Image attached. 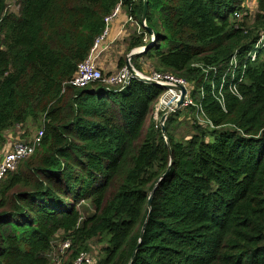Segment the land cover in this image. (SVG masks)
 <instances>
[{
    "label": "trees",
    "instance_id": "trees-1",
    "mask_svg": "<svg viewBox=\"0 0 264 264\" xmlns=\"http://www.w3.org/2000/svg\"><path fill=\"white\" fill-rule=\"evenodd\" d=\"M8 1L0 153L14 128L44 136L0 186V264H51L59 235L71 243L60 264L93 241L96 264H264V51L246 60L264 33V0L254 16L248 0H147L157 40L131 63L191 87L193 105L169 117L167 138L153 118L164 88L69 84L118 6L140 27L126 54L151 44L144 0H19L18 14ZM183 108L195 116L186 142L173 134Z\"/></svg>",
    "mask_w": 264,
    "mask_h": 264
},
{
    "label": "built area",
    "instance_id": "built-area-1",
    "mask_svg": "<svg viewBox=\"0 0 264 264\" xmlns=\"http://www.w3.org/2000/svg\"><path fill=\"white\" fill-rule=\"evenodd\" d=\"M122 10L120 6H118L113 13L108 16L105 20L106 28L103 35L97 39L95 45L88 56V58L79 64L77 71L69 83L71 86L82 89L87 88L90 85H93L97 82H101L106 85L108 88H125L131 80L139 79L145 81L146 79L154 80L159 82L164 86L174 87L177 85L184 86L187 89V95L185 97V101L182 107H189L193 105V101L190 97L191 87L189 83L183 79L179 78L171 73L167 72H157L150 71L149 74H144L137 70L133 64L131 63V59L129 56L133 52H140L143 48L136 49L132 51L127 58L126 65L122 67L117 73L105 75L101 68L98 65V61L100 56L109 49L110 45L113 42L109 41V36L111 32V25L116 20ZM239 17V15H238ZM130 22H133V19H128ZM139 27V26H138ZM140 30V27H139ZM153 40V37H151ZM115 41V40H114ZM147 41V38L146 40ZM264 51V33L261 35L259 41L255 45L253 51L248 55L246 60H250L251 62H255L261 53ZM128 64L132 65L137 76L134 75ZM238 68V62L234 60L231 63V67L229 69V74L234 78L235 72ZM246 68V66H245ZM224 84V83H223ZM232 92L237 94V90L232 88ZM181 92L167 88L166 91L159 97L158 101L154 106L153 118L155 121L156 129L162 130L163 126L166 127L167 120L170 116L175 114L179 109L178 101L180 100ZM164 117V122L161 123V119ZM44 136V132L40 131L37 135L33 137L32 140L29 141H15L13 143H7L2 152L0 153V186L5 179V177L12 172H15L19 165L30 158L36 148L41 144L42 138ZM70 241L64 242L61 247V252L64 255L66 250L70 247ZM73 264H96V260H94L93 256L88 252L81 253L74 261Z\"/></svg>",
    "mask_w": 264,
    "mask_h": 264
},
{
    "label": "rangeland",
    "instance_id": "rangeland-1",
    "mask_svg": "<svg viewBox=\"0 0 264 264\" xmlns=\"http://www.w3.org/2000/svg\"><path fill=\"white\" fill-rule=\"evenodd\" d=\"M247 10L249 11L250 15L254 16L257 12V1L256 0H248L246 3ZM8 11L18 14L19 13V0H9L8 1ZM242 18V15L239 16V19ZM125 19L122 22V25L125 26V29H127V37L130 38V36L134 32H139V27L136 24L131 25V23H128L130 25H126ZM130 31V32H129ZM134 31V32H133ZM127 44L128 42L125 39H121L120 41L111 44L109 49L105 51L99 59L105 64V69H101L105 75H110L117 73L121 68H119V61L121 59H125L127 61L128 55L126 54L127 50ZM151 68L149 65L145 67V70H143L142 73L149 74ZM194 114L189 113V110L187 108H183V111L181 113V116L176 121L175 125L173 126V134L177 138L178 141L186 142L191 138V136L196 133L195 129L193 128V122H194ZM202 124H204V121L202 120V117H198ZM36 128L34 126H30L29 128L25 127H17L16 129L10 131L7 134L8 137V143H13L15 141L21 140V141H29L31 138L35 136V130ZM26 135H29L28 137ZM12 136V137H11ZM23 136H26L23 138ZM85 208H88V206H84ZM84 207H82V210H85ZM90 212L92 210L89 208ZM62 235H59L55 238L54 241V249L52 253L50 254L51 264H60L63 259V254L61 252V245H62ZM92 249L91 252H89L94 260L97 261L98 253L101 248L100 245H98L95 241L91 242ZM64 260V259H63Z\"/></svg>",
    "mask_w": 264,
    "mask_h": 264
},
{
    "label": "water",
    "instance_id": "water-1",
    "mask_svg": "<svg viewBox=\"0 0 264 264\" xmlns=\"http://www.w3.org/2000/svg\"><path fill=\"white\" fill-rule=\"evenodd\" d=\"M147 11H148V2H147V0H144V10H143V14H142V17H141V24H142V26L144 28H147V32H148V34L151 37H153V40H152L151 44L148 45V46H145L142 51H140V52H137L136 51V52L131 53L130 56H129L130 58H132L135 55L145 53L150 48H152L155 45V43H156V40H157V34H156V32L152 28H148L147 27V23H146ZM128 66H129L131 72L134 75L137 76V74H136L133 66L130 65V64H128ZM145 82L150 83V84L155 85V86L162 87L165 90L167 88H172V89H175V90L181 92V97H180V100L178 101V104L177 105H178L179 108H181L183 106L184 101H185V97L187 95V89L184 86H180V85H177V86H174V87L164 86V85L160 84L159 82H156V81L150 80V79H146ZM163 122H164V117L161 119V123H163ZM162 134H163L164 138H167L168 137V133H167V130H166V127L165 126H163V128H162ZM168 171H167V173H168ZM167 173L164 176H166ZM152 198H153V193L150 194V197H149V200H148V208L149 209H151V206H152ZM142 234H143V231H142Z\"/></svg>",
    "mask_w": 264,
    "mask_h": 264
},
{
    "label": "crops",
    "instance_id": "crops-1",
    "mask_svg": "<svg viewBox=\"0 0 264 264\" xmlns=\"http://www.w3.org/2000/svg\"><path fill=\"white\" fill-rule=\"evenodd\" d=\"M124 19H125L124 24H126V25H130L128 23H131V25L136 24V23L130 22L128 20L129 18L127 17V15L124 13V11H122L120 16L116 20H114V22L111 25V32H110V36H109V41L113 42V44L120 41L121 39L122 40L125 39L126 41H128V38H126L127 37V29H125V26L122 25V22L124 21ZM98 65L101 69H105V64L101 61V59H99ZM7 140H8V137H7Z\"/></svg>",
    "mask_w": 264,
    "mask_h": 264
}]
</instances>
